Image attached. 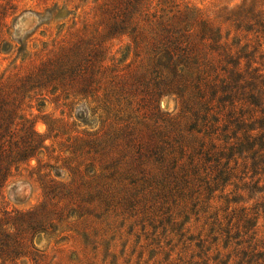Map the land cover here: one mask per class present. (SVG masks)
<instances>
[{
	"label": "rangeland",
	"instance_id": "rangeland-1",
	"mask_svg": "<svg viewBox=\"0 0 264 264\" xmlns=\"http://www.w3.org/2000/svg\"><path fill=\"white\" fill-rule=\"evenodd\" d=\"M170 1L181 9L202 11L219 31L221 43H226L234 62L240 58L238 71L243 76L256 71L264 79L263 29H250L252 24L238 21L231 13L241 0ZM110 10L109 0H0V116L18 107L19 117L34 123L44 145L39 160L23 166L0 197V216L5 211L28 212L40 207L52 181L84 185L81 198L89 201V196L93 197L86 185L92 181L84 177L88 165L95 163L98 173L107 176L103 167L127 153L124 148L128 138L124 134L118 141L116 153L120 156L101 158L104 152L96 154L98 149H92L94 146L89 154L80 156V133L100 130L99 119H106L108 107L114 111L113 119L131 116L164 125L168 119H185L182 128L191 125L187 119H221L218 124L212 123L209 138L202 140L203 134L198 138L206 145L211 140L216 146L214 152L223 155L221 167L234 155L226 170L229 180L209 192L202 190L198 205L176 198V204L170 202L159 212V204L152 201L158 210L155 217L139 211L140 205L135 211L106 209L94 198L93 202H81L82 218L69 215L72 207H68L63 211L66 222L54 229L55 236L38 235L35 247L39 253L22 259L20 264H264V175H253L251 168V157L258 146L253 151H231L235 143L247 136H252V140L264 136V126L258 129L264 119V104L254 108L240 102L234 104V109L228 103L209 115L200 111L195 118L182 109L175 97H164L156 111H149L139 105L138 97L125 99L128 95L112 94L106 79L102 89H107L101 91L98 104L101 109L94 110L96 105L81 101L79 84L63 87L46 78L20 83L38 74L65 44L67 48L81 45L78 55L82 56L88 55L93 46L104 45L100 59L109 66L110 59L130 41L127 35L111 32ZM94 89L91 86L90 92ZM230 114L231 119L242 121L243 129L230 125L224 131ZM251 128L257 131L249 132ZM200 129L198 126L196 130ZM105 130L109 135L126 131L125 127L113 125ZM262 169L264 166L258 172ZM78 176L83 177L78 180ZM129 183L123 182L122 186L133 188ZM61 231L65 232L56 238Z\"/></svg>",
	"mask_w": 264,
	"mask_h": 264
},
{
	"label": "trees",
	"instance_id": "trees-1",
	"mask_svg": "<svg viewBox=\"0 0 264 264\" xmlns=\"http://www.w3.org/2000/svg\"><path fill=\"white\" fill-rule=\"evenodd\" d=\"M109 1L111 32L127 35L130 40L110 59L109 66L105 59H100L104 45L97 44L88 55L85 52L86 56H82L81 53L78 55L83 49L81 45L67 48L65 44L38 74L20 83L46 78L47 82H59L63 87L79 84L81 101L96 105L94 110L101 109L98 104L101 91L107 89H102L106 79L112 94L128 95L125 99L138 97L139 105L149 111H156V105L164 97H175L182 109L195 118L200 111L209 115L215 109H224L228 103L232 108L240 102L254 108L264 104L263 77L257 76L256 71L247 76L238 71L240 58L234 62L226 43H221L219 31L202 11L181 9L170 0ZM233 12L238 21L252 24L250 29L262 28L264 32V0H241ZM91 86H95L92 93ZM240 96L242 98L238 99ZM113 112L108 107L106 119H99L100 130L80 133L78 151L80 156H85L94 146L92 149H98L96 154L104 152L101 158L119 155L116 153L120 147L118 141L125 134L128 138L124 148L126 155L117 161L112 159L110 165L103 167L107 176L98 173L95 163L88 165L84 177L92 181V184L86 183L88 193H93L89 201L81 198L84 185L52 181V186L46 189L44 203L37 209L16 213L5 211L0 216V264H20L22 259L39 253L35 247L36 237L41 234L53 236L54 229L66 222L63 211L68 207H72L69 215L82 218L79 214L81 202H90L94 198L103 208L123 211H135L140 205L139 211L155 217L156 204H159V212L170 202L176 204V198L189 199L198 205L196 201L202 190L209 192L228 182L226 170L234 155L231 154L229 161L221 167L223 155L214 152L216 146L211 140L206 145L198 138L201 134L202 140L209 138L212 123L218 124L221 119H187L191 125L182 128L185 119H168L167 125L151 124L148 119H131V116L113 119ZM231 115L227 117L228 125L224 131L230 125L243 129L242 121L231 119ZM260 121L258 129L264 126V119ZM112 125L125 127L126 131H114V135H109L105 128ZM198 126L202 128L199 131L196 130ZM256 131L257 128L249 130ZM250 140L252 136L239 140L231 151H253L258 146L251 157V168L253 175H264V169L258 172L260 166H264V136L253 139L252 143ZM43 150V141L34 130V123L19 117L18 107L0 116V197L23 166L29 167L32 160H39ZM128 156L129 160L124 161ZM126 181L133 188L122 186ZM152 201L157 202L154 205ZM246 224L249 225L250 220Z\"/></svg>",
	"mask_w": 264,
	"mask_h": 264
}]
</instances>
